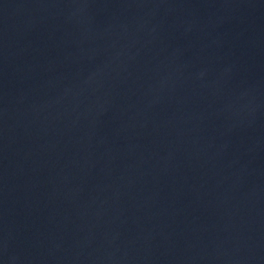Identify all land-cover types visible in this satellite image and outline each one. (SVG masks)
<instances>
[{
	"label": "water",
	"instance_id": "95a60500",
	"mask_svg": "<svg viewBox=\"0 0 264 264\" xmlns=\"http://www.w3.org/2000/svg\"><path fill=\"white\" fill-rule=\"evenodd\" d=\"M0 264H264V0H0Z\"/></svg>",
	"mask_w": 264,
	"mask_h": 264
}]
</instances>
